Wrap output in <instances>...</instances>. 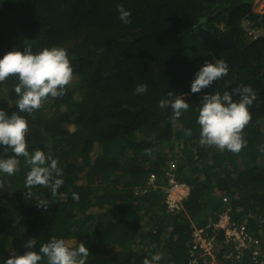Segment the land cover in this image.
<instances>
[{
  "label": "trees",
  "instance_id": "obj_1",
  "mask_svg": "<svg viewBox=\"0 0 264 264\" xmlns=\"http://www.w3.org/2000/svg\"><path fill=\"white\" fill-rule=\"evenodd\" d=\"M253 2L0 0V56L25 44L33 52L58 46L73 69L63 96L21 114L29 151L51 153L64 184L55 197L40 185L29 196L23 157L18 172L0 175V260L26 251L29 238H36L38 251L58 237L71 247L83 242L90 252L86 264H143L156 251L163 254L159 264H191L194 229L224 211L258 239L264 256V34L253 40L241 27L245 18L264 25ZM118 5L131 11V23H121ZM200 23L234 44L220 58L227 75L192 93L197 69L218 58L201 38ZM17 83L13 75L0 82V108L9 114L17 111ZM140 83L148 90L136 94ZM243 85L257 93L242 130L246 145L238 153L201 145L196 117L203 94ZM169 91L190 104L179 118L159 107ZM0 154L12 153L0 148ZM170 173L191 187L174 212L165 202ZM45 199L47 208L38 207ZM227 240L224 230L215 238L220 264H260L255 242L240 259L224 262L226 251L235 249Z\"/></svg>",
  "mask_w": 264,
  "mask_h": 264
},
{
  "label": "clouds",
  "instance_id": "obj_2",
  "mask_svg": "<svg viewBox=\"0 0 264 264\" xmlns=\"http://www.w3.org/2000/svg\"><path fill=\"white\" fill-rule=\"evenodd\" d=\"M255 1L252 12L258 14L262 19L264 3L257 6ZM117 11L121 23H131L129 9L118 5ZM247 19L254 22L255 29L252 30L245 25ZM241 27L244 29L246 37H251L253 40H257V37L264 34V25L257 23L252 18H245L241 22ZM230 38L232 41L228 39V46L234 44L233 38ZM72 73L73 69L67 50L63 47H46L38 52H33L32 47L25 44L23 50L13 48L0 56V82L5 81L10 75L15 76L18 80L14 87V92L18 97L15 103L17 111L9 114L4 108H0V148L4 153L9 151L12 153L8 156L0 154V175L12 176L18 172L21 165L20 157H23L24 163L30 167L24 181V187L29 196H32L31 189L40 185L49 187L52 197H55L58 194V189L64 184V180L62 169L51 153H45L40 149L29 151L26 142L29 126L21 114L33 113L49 97L63 96L66 85L72 79ZM227 73L228 65L222 59L206 60L195 72L194 79L190 84V91L200 93L203 89L210 88L215 81L226 76ZM147 90L148 85L140 83L136 85L134 92L143 94ZM234 95H238L239 99L234 100ZM256 99L257 93L249 85H243L232 92L225 91L222 95L219 92L204 93L196 117L200 133L199 143L204 146H215L220 151L240 152L247 143L242 135V130L251 118L249 108ZM159 107L170 108L173 118H179L184 111L189 109L190 104L184 98V94L176 95L169 91L167 98L159 101ZM186 133L191 135V130L186 129ZM188 196L181 200L180 209L182 201ZM72 199L78 201L79 195L75 192L72 193ZM37 206L46 209L48 200L38 201ZM36 244V238H29L23 244L26 251L22 254L13 252L7 259L0 260V264H40L42 260H45L46 264H86L90 254L89 248L83 242H80L76 247H71L63 238L58 237H52L48 242L41 243L38 251L33 250ZM260 248L259 244L257 257H259L260 264H264V256ZM162 257L161 252H153L150 259L147 257L144 259L143 264H159Z\"/></svg>",
  "mask_w": 264,
  "mask_h": 264
},
{
  "label": "built area",
  "instance_id": "obj_3",
  "mask_svg": "<svg viewBox=\"0 0 264 264\" xmlns=\"http://www.w3.org/2000/svg\"><path fill=\"white\" fill-rule=\"evenodd\" d=\"M264 3V0H256L255 4L260 6ZM245 25L250 27L252 30L255 29L254 22L251 19H247ZM169 185L166 189L165 202L167 204L168 211H175L180 209L181 200L186 198L190 192V186L187 182L176 179L173 173L169 174ZM155 175L152 174L151 181H153ZM227 199V198H225ZM224 230L232 250H227L223 261L234 257L240 259L243 257L245 249L248 247L247 243L255 242L254 238L248 236V232L245 229V225L242 223L240 226H236L231 216L227 211L221 212L217 220H210L203 226L197 227L193 231V247L190 250L191 264H199V260L202 258L203 262H209V264H220L221 261L217 258V252L219 250L215 243V238L219 231ZM256 243V242H255ZM221 247V246H220ZM256 249V247H253ZM259 254V251H257ZM208 257L210 260L208 261Z\"/></svg>",
  "mask_w": 264,
  "mask_h": 264
},
{
  "label": "water",
  "instance_id": "obj_4",
  "mask_svg": "<svg viewBox=\"0 0 264 264\" xmlns=\"http://www.w3.org/2000/svg\"><path fill=\"white\" fill-rule=\"evenodd\" d=\"M198 31L201 38L210 47L215 56L221 58L223 55V49L229 45L228 39L231 41L232 39L228 35L220 38L216 36L211 30L202 28L201 24L198 27Z\"/></svg>",
  "mask_w": 264,
  "mask_h": 264
},
{
  "label": "rangeland",
  "instance_id": "obj_5",
  "mask_svg": "<svg viewBox=\"0 0 264 264\" xmlns=\"http://www.w3.org/2000/svg\"><path fill=\"white\" fill-rule=\"evenodd\" d=\"M252 2H253V0H252ZM200 24H202V23H200ZM200 24H199V25H200ZM261 130L264 132V123H262V125H261ZM176 164H177V163H176ZM154 179H155V178H154ZM254 240H255V242H256L255 244H258V246H254V247H256V248L259 247V244H260V243L258 242V239H254ZM73 241H74V240H70L71 243H72ZM260 249H261V248H260ZM241 257H242V255H241ZM257 259L259 260V257H257Z\"/></svg>",
  "mask_w": 264,
  "mask_h": 264
}]
</instances>
